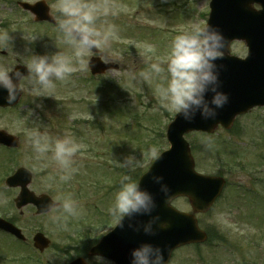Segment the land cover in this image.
I'll use <instances>...</instances> for the list:
<instances>
[{"label":"rangeland","instance_id":"374dc122","mask_svg":"<svg viewBox=\"0 0 264 264\" xmlns=\"http://www.w3.org/2000/svg\"><path fill=\"white\" fill-rule=\"evenodd\" d=\"M21 1L30 4L45 1L53 17L56 20L62 18L58 9L61 0H0V19L22 24L23 37L19 39L14 35L13 42L20 40L17 44L24 43V51L14 53L15 59L21 63L34 54L52 55L62 51L77 71L69 79L72 87L67 84L68 81H58L50 97H34L26 92L20 109L0 112V130H7L21 140L13 170L25 167L39 176V171L46 169L50 176L46 180L35 176L31 189L38 195L50 194L48 191H52L53 195L71 194L79 202L80 214L67 218L64 224L80 219L84 223L113 221L108 209L120 180L127 174V169L116 166V160L122 161L128 155L141 158L143 153L144 166L132 175L135 177L145 172L155 159L148 156L149 148L157 146L160 153L169 147L166 129L176 116L160 106L155 95L157 86L166 81L162 77L144 80L140 73L147 71L158 57L166 56L176 35L196 24L205 25L210 2L72 0L91 5L96 15V28L102 33H111L110 48L106 52L99 50L98 56L110 52L120 69L94 78L88 70L92 54L85 57L87 66L81 69L74 49L64 42L58 28L36 26L34 16L18 7ZM148 45L153 47V51H147ZM100 82L115 87L113 95L116 100L111 102L113 96L108 93L109 89L96 90V83ZM107 103L111 107L108 108ZM93 120L97 121L98 127L87 129L88 134L84 132L83 138L71 136L84 147L74 158L78 171L68 182H61L55 162L50 159L51 153L49 158H35L28 131L40 125L41 130H47L54 140L56 136H70L76 121L78 127H89L91 125L85 122ZM252 129L241 136V142L233 137H208L202 133L186 136L187 142L194 147L197 172L223 174L229 186L209 214L198 216L202 228H215L214 235L222 241L215 240L199 250L183 248L172 264H264V163L255 161L264 152V130ZM232 151L240 152L236 155L239 159L237 165L230 163L228 154ZM7 159V154L0 149V216L19 217L17 226L31 241L35 232L43 231L53 243L62 246L58 234L61 225L51 222L47 215L36 216L32 206L24 209L22 215L16 210L13 200L19 191L7 190L4 184L6 177H2L7 169ZM175 206L186 212L192 211L183 199L176 201ZM41 257L43 263L65 264V259L58 257L52 249ZM0 264H3L1 259Z\"/></svg>","mask_w":264,"mask_h":264},{"label":"clouds","instance_id":"9594fccd","mask_svg":"<svg viewBox=\"0 0 264 264\" xmlns=\"http://www.w3.org/2000/svg\"><path fill=\"white\" fill-rule=\"evenodd\" d=\"M58 9L62 18L57 20V28L64 42L74 49L80 68L84 69L87 66L85 57L93 49L106 52L110 48L111 33H102L96 28V15L91 5L61 0ZM230 47V41L218 27L196 24L190 30L176 35L170 42L166 56L158 57L140 76L144 80L162 77L166 81L157 86L155 95L160 106L169 113L182 116L190 123L195 121L197 115L205 121L215 120L218 110L223 109L230 101L229 95L221 91L223 82L220 75L223 65L216 61L224 59L226 49L230 50ZM146 48L148 52L153 51L151 45ZM101 60L106 65L116 63L110 52L101 55ZM21 64L27 68V75L0 65V89L7 92L5 99L9 104L26 92L34 97H50L58 81H68L77 71L70 58L62 51L52 55L34 54ZM111 71L118 70L113 68ZM209 95L211 99L208 98ZM28 136L36 159L49 158L48 154L51 153L50 159L55 162L61 182H68L78 171L74 158L84 145L77 143L74 138L65 135L53 140L47 130H41L40 125L30 129ZM148 156L158 158V147H150ZM116 166L127 169V174L122 177L114 192L108 209L111 219L122 228L127 220L128 227L137 233L143 231L149 236L157 234V226L160 229L167 228L166 223H161L160 215H153L158 208L154 194L133 179L132 174L144 166V154L142 153L141 158L128 155L122 161L116 160ZM163 179L159 175L152 177L153 182L160 185L165 203L170 205L173 196ZM80 212L81 206L71 194L53 195L43 208V214L51 222L64 227L67 218L77 217ZM143 216L150 219L147 222L138 219ZM85 264H88L87 259ZM129 264H166L165 250L152 243H141L131 251Z\"/></svg>","mask_w":264,"mask_h":264},{"label":"water","instance_id":"95a60500","mask_svg":"<svg viewBox=\"0 0 264 264\" xmlns=\"http://www.w3.org/2000/svg\"><path fill=\"white\" fill-rule=\"evenodd\" d=\"M246 0H211V15L208 25L213 27L219 26L216 22L218 18H234L232 20L233 34L230 36L229 41L243 40L246 43L251 41L249 49V57L245 61H238L234 57L227 55L223 60H217V64H222L226 69L225 74H238L239 71H250V64L257 65V68L264 70V34L261 37L256 35L251 36L247 31L248 23L244 19L250 11H247L245 7ZM23 9L30 11L36 16V21L43 22L49 21L54 23V20L50 17V9L42 2L35 5H29L27 3H21ZM253 44V48L251 46ZM97 53V49L92 50ZM229 66L231 68L229 69ZM247 66V67H245ZM89 68L94 75L105 74L107 71L115 68L117 65L104 64L100 58H92L89 63ZM15 70L28 74L26 67H17ZM223 73V74H224ZM14 76V72L12 73ZM235 83L228 86H222L221 91L227 93L230 97L229 103L223 108L219 109V114L215 120L205 121L199 115H197L194 122H187L182 116H176L173 123H171L167 129L168 141L171 144L170 150L161 154L160 157L154 162L150 170L143 176L139 182L140 186L144 189L152 192L156 198L158 208L153 215L161 216V223H166L167 228L160 229L157 226V234L155 236L145 235L143 231L137 233L132 228L128 227L129 221H124V227L117 226L114 232L119 230L126 232V245L124 254L126 259L119 264H129L131 258V251L138 247L141 243H152L165 250V261L168 264L171 258L172 252L175 248L193 243H202L206 241L205 233L198 229L197 219L195 213L208 212L214 202L220 197L225 184V180L218 177H206L198 175L195 172V164L190 153L189 144L186 143L184 136L191 131H202L206 133H213L219 126L223 125L228 127L237 115L248 112L255 106H264V81L259 82L257 85H244L237 83L238 78H235ZM232 79L230 80L231 83ZM7 92L0 89V107H12L20 101V96L17 100L11 104L5 99ZM211 99V96L208 97ZM0 144L11 148H17L19 142L16 138L8 134L6 131H0ZM154 175L162 176L163 183H165L171 190L173 199L187 197L190 200L191 207L194 209L192 215L180 213L171 204H166L163 194L160 192V185L155 184L152 180ZM33 174L24 168L18 169L17 173L9 177L6 181L7 186L12 188H21L19 197L15 200L18 210L33 204L37 207L38 215L43 214L44 206L50 201L47 195H41L37 197L35 193L30 191L29 186L32 183ZM171 201V203H172ZM139 220L147 222L150 217H139ZM0 228L8 233H12L19 239H25L21 230H18L11 223H7L0 219ZM34 238V246L43 252L49 247L50 241L43 235L37 234ZM107 238H105L100 245L92 251L93 255L107 256L104 252V247ZM72 264H85L83 260H76Z\"/></svg>","mask_w":264,"mask_h":264},{"label":"flooded vegetation","instance_id":"af4514ba","mask_svg":"<svg viewBox=\"0 0 264 264\" xmlns=\"http://www.w3.org/2000/svg\"><path fill=\"white\" fill-rule=\"evenodd\" d=\"M255 11H259L261 7L259 4L254 5ZM260 24L258 25V27ZM13 27L14 31H13ZM19 34H23L21 32V24L18 22H9L5 20H0V65L6 66L9 69H14L16 65L14 53L17 52H23V45L24 43L17 44L18 41L14 40V35H16L19 39H22V37H19ZM18 45V46H17ZM21 47V48H17ZM246 46L242 42L233 43L231 47V54L235 56H239L240 58H245L246 54ZM251 76H255L257 79V73L250 74ZM237 120L233 124L230 130H225L224 128H221L218 130V133H223L226 135H237L241 136L242 134H246L247 132L252 131V128H259L262 131L264 130V108L260 109H254L251 113L242 115L241 117L236 118ZM247 121V122H246ZM251 129V130H250ZM110 222L106 223H97L96 225H104V229H110L109 226ZM94 224H85V225H74V226H66V227H60V230L62 232L67 231H74L75 229L80 230V232L74 233V234H64V237H77L79 238L78 243L73 247L74 254H79V256H88V253L90 249L96 245V243L101 239V234L94 233V232H88L86 229L94 227ZM96 236L93 239L88 238V236ZM95 243V244H94ZM88 264H115L112 260L103 259L102 257H91L88 258Z\"/></svg>","mask_w":264,"mask_h":264},{"label":"trees","instance_id":"16d2710c","mask_svg":"<svg viewBox=\"0 0 264 264\" xmlns=\"http://www.w3.org/2000/svg\"><path fill=\"white\" fill-rule=\"evenodd\" d=\"M0 243H1V239H0ZM12 258L14 259L13 260L14 262H20V264H32V262L29 263L30 260L29 258H19L18 254H14Z\"/></svg>","mask_w":264,"mask_h":264}]
</instances>
